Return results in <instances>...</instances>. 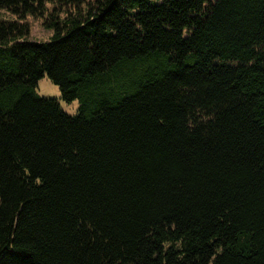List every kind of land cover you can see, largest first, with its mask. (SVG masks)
Masks as SVG:
<instances>
[{
	"label": "trees",
	"instance_id": "16d2710c",
	"mask_svg": "<svg viewBox=\"0 0 264 264\" xmlns=\"http://www.w3.org/2000/svg\"><path fill=\"white\" fill-rule=\"evenodd\" d=\"M2 9L0 264H264V0Z\"/></svg>",
	"mask_w": 264,
	"mask_h": 264
},
{
	"label": "rangeland",
	"instance_id": "374dc122",
	"mask_svg": "<svg viewBox=\"0 0 264 264\" xmlns=\"http://www.w3.org/2000/svg\"><path fill=\"white\" fill-rule=\"evenodd\" d=\"M0 18L13 20L18 17L6 9L0 10ZM27 20L32 26L30 39L32 40H48L52 37L53 31L46 27L44 19L41 17L28 16ZM38 92L43 96L55 97L60 100L63 108L72 114L78 112L79 100L73 102H67L62 98V91L59 85L53 83V81L45 75L40 81L38 86Z\"/></svg>",
	"mask_w": 264,
	"mask_h": 264
}]
</instances>
